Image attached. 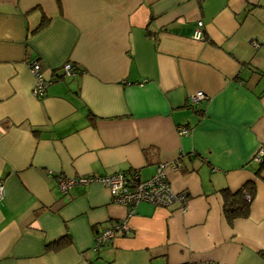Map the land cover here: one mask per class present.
Listing matches in <instances>:
<instances>
[{
	"label": "crops",
	"instance_id": "crops-1",
	"mask_svg": "<svg viewBox=\"0 0 264 264\" xmlns=\"http://www.w3.org/2000/svg\"><path fill=\"white\" fill-rule=\"evenodd\" d=\"M29 61L52 79L41 98ZM261 146L264 0H0V264H264ZM175 160L164 172L184 212L128 215L99 182L55 183L147 180ZM247 182L249 213L228 222L221 190ZM125 218L128 233L93 251L101 226Z\"/></svg>",
	"mask_w": 264,
	"mask_h": 264
},
{
	"label": "built area",
	"instance_id": "built-area-1",
	"mask_svg": "<svg viewBox=\"0 0 264 264\" xmlns=\"http://www.w3.org/2000/svg\"><path fill=\"white\" fill-rule=\"evenodd\" d=\"M202 23H197V29L193 34L196 40H203L201 34ZM254 47L258 45L253 43ZM31 75L34 78L32 87V94L35 98H41L44 95L46 88L52 82V79H45L43 77L39 63L35 61L27 62ZM63 71L66 75H72V66L64 64ZM205 98L202 92H197L191 96L193 102H198ZM185 133L184 130L180 131ZM252 161L261 163L264 161V147L261 146L254 154ZM181 166L180 160H175L168 165L161 164L157 167L155 174L147 180H141L138 173L130 172H115L104 176H79V177H65L57 175L55 183L58 190L65 194L75 184H87L95 181L101 183L108 191L112 202L126 206L129 208L128 215H131L135 205L139 203H147L153 206L167 207L174 202L179 203L180 211L184 212L186 209V194L184 192H175L172 190L164 172L165 167L173 170L179 169ZM4 197V185L0 180V202ZM249 199L248 196H245ZM125 218L116 223H107L96 232L94 236L93 251L101 249L106 244L110 243L117 233L127 234L128 225Z\"/></svg>",
	"mask_w": 264,
	"mask_h": 264
},
{
	"label": "trees",
	"instance_id": "trees-1",
	"mask_svg": "<svg viewBox=\"0 0 264 264\" xmlns=\"http://www.w3.org/2000/svg\"><path fill=\"white\" fill-rule=\"evenodd\" d=\"M48 22V18L42 17L40 27L44 23ZM259 168L256 173H259L263 162L259 163ZM253 185L252 182L245 183L241 188L235 192H229L227 189L221 190V195L223 198L222 213L228 222H231L235 218L246 217L249 213L250 203L253 199ZM248 196L249 199H246ZM69 242L67 237L50 242L46 245L48 250H58ZM100 250V249H98ZM96 250L95 252H97Z\"/></svg>",
	"mask_w": 264,
	"mask_h": 264
}]
</instances>
